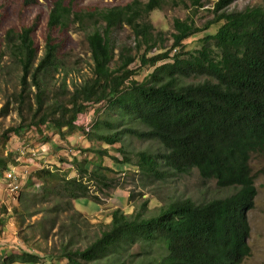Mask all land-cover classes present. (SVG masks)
Segmentation results:
<instances>
[{
	"label": "trees",
	"instance_id": "trees-1",
	"mask_svg": "<svg viewBox=\"0 0 264 264\" xmlns=\"http://www.w3.org/2000/svg\"><path fill=\"white\" fill-rule=\"evenodd\" d=\"M161 1L132 0L74 10L63 0H53L48 28L65 33L70 24L76 25L91 61L89 74L73 80L70 87L66 74L53 81L61 59L52 33L47 34L41 54L31 36L32 26L9 27L0 35V72L9 65L17 76L16 85L2 98L0 117L13 111L18 119L0 127V174L17 160L14 152L4 150V143L22 130L43 137L49 129L61 136L81 132L88 139L91 133L108 146L124 134L156 140L163 148L138 152L134 164L122 147L116 148L123 154L120 160L112 156L136 167L148 180L195 169L202 179L233 191L203 202L175 199L149 215L144 212L146 200L131 213L115 208L109 222L90 236L79 227L82 212L74 209L59 218L58 210L70 211L73 200L82 196L98 201L88 183L98 189L109 186L105 168L98 161L88 170L87 160L75 157L72 177H58L41 167L32 175L45 186L31 200L50 207L30 211L16 205L13 213H41L34 222L37 227L34 223L28 227L34 234L38 228L43 237L55 228L58 247L42 254L22 247L7 253L0 247V264H56L54 260L60 264H240L250 254L246 212L254 204V177L264 175V164L254 174L250 164L252 158L264 162V0L237 11L225 10L232 0H216L210 9L213 16L203 26L189 17L174 18L170 47L159 46L153 53L163 32H155L150 13L161 9ZM190 1L194 9L203 7L201 0ZM124 25L131 31L132 47L113 42V32ZM199 33L194 46L186 48L184 40ZM148 69L138 80L140 71ZM101 103L108 116L106 126L117 121L127 125L109 133L96 131V122L91 124L93 132L85 129L83 114ZM91 150L99 155L107 152ZM49 177L57 184H46ZM6 211L1 205L0 219ZM22 241L32 246L26 235ZM134 246L138 252H133Z\"/></svg>",
	"mask_w": 264,
	"mask_h": 264
},
{
	"label": "rangeland",
	"instance_id": "rangeland-1",
	"mask_svg": "<svg viewBox=\"0 0 264 264\" xmlns=\"http://www.w3.org/2000/svg\"><path fill=\"white\" fill-rule=\"evenodd\" d=\"M130 1L132 0H63L64 4H71L74 10L124 5ZM140 1L147 2V0ZM262 1L232 0L225 10H242L261 4ZM52 2L53 0H29L27 3L25 0H0V35L9 27L32 26L31 36L38 49V54H41L47 34L52 33V38L58 44L57 54L61 59L60 69L54 75L53 81L59 80L63 74H66V82L70 87L73 80L79 81L89 74L91 61L82 32L76 28V25L70 24L65 33L48 28L47 16ZM161 2V9L153 10L150 13V22L155 32L160 30L163 32L162 41L161 43L157 41L158 45L151 51L153 53L159 50V46L170 47L172 43L170 33L174 31L172 27L174 18L189 17L196 26H203L212 18L213 14L210 9L216 0H201L203 7L198 9H194L190 0H162ZM201 35L199 33L185 39L186 48L193 47L196 39ZM112 39L116 46H133L131 31L126 25L117 28L113 32ZM5 59L3 60L5 61ZM149 70H141L136 76L137 79H142ZM16 78L15 72L9 65L0 72V104L4 94L16 85ZM105 113L104 104H97L87 108L81 121L85 116L84 126L86 125V129L89 130L91 124L94 126L96 122V131L100 133H109L127 125L117 121L112 126H106L105 118L108 116ZM17 120L16 114L11 111L6 116L0 117V127L14 125ZM93 126L90 130L92 132L95 130ZM90 134L89 139L81 132L71 135L64 133L61 136L49 129L47 137H43L33 130H22L21 135H12L4 143V150L14 152V156L17 157L15 164H12L11 167L19 174L21 186L17 192H11L6 186L3 174H0V206L4 205L7 210V213L0 219V247L3 251L17 252L18 247H22L28 250L34 249L42 254L43 250L48 251L58 247L60 237L55 234V228L46 237H43L38 228H34V234L28 227L30 223H34L40 218L41 213H34L32 216L24 213L16 215L13 213V207L17 205V207L20 206L22 209L24 207L30 211H40L50 207L47 202L31 200L34 194H39L41 188L45 186L32 174L38 168L47 167L54 171L58 177H72L75 175V167L71 165L73 157L87 160L85 167L88 170L92 168L94 162L100 161L101 166L105 168L103 172L111 179L109 186L100 187V189L95 183H88L89 190L98 195V201L82 196L73 200L72 207L74 208H71L70 211L58 210L59 218L67 216L74 209L82 212L83 221L79 227L85 235L87 233L91 236L99 225L108 223L110 213L115 208H119L125 213H131L138 209L142 201L146 200L147 209L144 212L149 215L156 213L161 205L175 199L191 198L195 202H203L226 196L233 191L231 188L217 187L213 180L202 179L195 169L186 174L148 180L137 171L136 167L129 168L112 159V156L120 160L123 154L119 153L116 148L122 147L129 162L134 164L138 152H159L163 149L156 140H139L123 134L119 142L108 146ZM92 148L96 150L105 148L107 152L101 155L94 154ZM250 164L254 174L263 166L264 162L259 158H252ZM46 184H57V179L49 177ZM254 185L256 188L254 204L246 212L249 225L247 243L250 247V254L240 264H261L264 262V175L256 174ZM51 196L52 194H49L48 197ZM26 197L28 198L26 199ZM48 216L52 217L53 213ZM34 227H37L36 224ZM25 235L30 237V243L34 248L22 241V237ZM36 247L41 250H36ZM138 251L139 249L134 246L133 252ZM140 256L142 257V253ZM54 262L60 264L59 260H54Z\"/></svg>",
	"mask_w": 264,
	"mask_h": 264
},
{
	"label": "built area",
	"instance_id": "built-area-1",
	"mask_svg": "<svg viewBox=\"0 0 264 264\" xmlns=\"http://www.w3.org/2000/svg\"><path fill=\"white\" fill-rule=\"evenodd\" d=\"M84 125V120H83ZM86 129V125L84 126ZM88 129V128H87ZM3 177L6 183V186L9 188L11 192H17L21 186V181L19 180V174L14 170V168H10L3 173Z\"/></svg>",
	"mask_w": 264,
	"mask_h": 264
}]
</instances>
